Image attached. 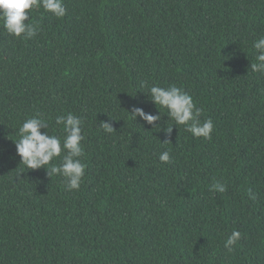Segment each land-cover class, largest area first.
I'll return each instance as SVG.
<instances>
[{"label": "trees", "instance_id": "trees-1", "mask_svg": "<svg viewBox=\"0 0 264 264\" xmlns=\"http://www.w3.org/2000/svg\"><path fill=\"white\" fill-rule=\"evenodd\" d=\"M64 3L63 18L31 10L27 40L0 23V264H264V74L250 68L264 0ZM154 84L188 91L212 139L167 133L163 108L157 127L135 119L159 113ZM68 113L84 117L79 190L16 154L26 119L62 136Z\"/></svg>", "mask_w": 264, "mask_h": 264}, {"label": "clouds", "instance_id": "clouds-1", "mask_svg": "<svg viewBox=\"0 0 264 264\" xmlns=\"http://www.w3.org/2000/svg\"><path fill=\"white\" fill-rule=\"evenodd\" d=\"M41 7L56 18H63L67 13L64 0H0V23L11 36L25 40L33 38L40 31V26L29 19V14L31 10ZM252 47L255 50L256 62H251L250 68L254 73L264 74V35L259 36ZM146 93L160 111L153 114L145 111L143 107L134 106L130 112L135 119L139 117L157 127L160 124L156 122L162 119L163 114H167L169 119L174 121V124L166 126L167 133L172 132L174 125H183L186 131L197 138L212 139L214 121L211 118L201 121L203 110L197 107L193 96L183 87L175 84L167 87L154 84ZM162 108L167 110L163 114ZM55 123L62 126V136L51 134L47 120L40 114L26 119L18 130L20 138L15 140L16 154L21 157V162L28 169L46 168L50 177L53 175L63 177L69 190H79L87 167L80 159L84 155L82 144L85 140L84 117L73 113L57 115ZM100 127L106 133L116 130L110 121H102ZM57 157H60V162L53 163ZM159 160L162 163L171 162V149L162 151ZM211 190L224 193L227 189L223 183L216 182ZM248 195L253 200L257 198L251 189L248 190ZM241 236L239 230L233 229L225 240L224 247L232 251Z\"/></svg>", "mask_w": 264, "mask_h": 264}]
</instances>
